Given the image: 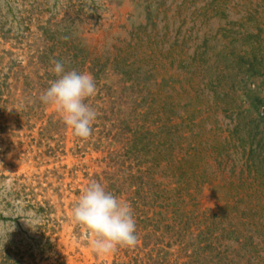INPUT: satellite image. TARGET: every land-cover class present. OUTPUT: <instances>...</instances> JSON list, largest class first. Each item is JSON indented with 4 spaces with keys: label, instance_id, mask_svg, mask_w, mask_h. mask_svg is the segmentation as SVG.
Returning <instances> with one entry per match:
<instances>
[{
    "label": "rangeland",
    "instance_id": "374dc122",
    "mask_svg": "<svg viewBox=\"0 0 264 264\" xmlns=\"http://www.w3.org/2000/svg\"><path fill=\"white\" fill-rule=\"evenodd\" d=\"M54 61L94 78L88 138L41 100ZM91 182L134 247L93 250ZM0 233V264L264 262V0H0Z\"/></svg>",
    "mask_w": 264,
    "mask_h": 264
},
{
    "label": "clouds",
    "instance_id": "9594fccd",
    "mask_svg": "<svg viewBox=\"0 0 264 264\" xmlns=\"http://www.w3.org/2000/svg\"><path fill=\"white\" fill-rule=\"evenodd\" d=\"M57 79L52 81L41 96L43 103L53 106L60 114L66 127L80 138H88L97 111L85 101L96 94L94 78L75 70L65 71L61 62L54 61ZM75 222L82 225L94 239L92 248L98 254H108L118 247H134L138 238L136 221L131 206L106 190L99 182H91L72 209ZM26 227L32 229L37 223L23 219ZM0 233V244L8 242Z\"/></svg>",
    "mask_w": 264,
    "mask_h": 264
},
{
    "label": "trees",
    "instance_id": "16d2710c",
    "mask_svg": "<svg viewBox=\"0 0 264 264\" xmlns=\"http://www.w3.org/2000/svg\"><path fill=\"white\" fill-rule=\"evenodd\" d=\"M261 185V188H262V184ZM251 198V197H250ZM263 259L259 256L258 257V254L254 253V251L251 253V257L249 258V261L248 263L250 264H264V262L262 261Z\"/></svg>",
    "mask_w": 264,
    "mask_h": 264
}]
</instances>
